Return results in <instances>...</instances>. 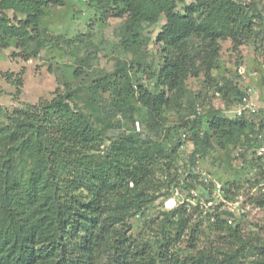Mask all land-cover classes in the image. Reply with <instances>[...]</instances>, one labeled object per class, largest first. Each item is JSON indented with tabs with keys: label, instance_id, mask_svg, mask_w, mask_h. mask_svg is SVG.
<instances>
[{
	"label": "rangeland",
	"instance_id": "374dc122",
	"mask_svg": "<svg viewBox=\"0 0 264 264\" xmlns=\"http://www.w3.org/2000/svg\"><path fill=\"white\" fill-rule=\"evenodd\" d=\"M14 1L0 0V20L12 32L6 36L0 24V129L12 130L11 116L20 114L46 126L43 143L59 151L68 141L62 135L76 134L61 107H77L96 125L102 105L119 108L114 124L100 127L93 141L76 142L78 160L68 169L103 163L107 148L125 136L144 145L147 169L139 183L122 188L137 204L125 215L134 244H150L156 260L159 240H166L162 251L179 259L202 252L220 261L240 246L238 264L255 258L264 247V153L247 138L251 122L244 120L242 129L230 114L245 94L264 103V0H229L238 9L237 25L218 12L194 13L195 25L222 33L214 40L216 55L205 58L211 37L195 31L176 45L160 41L165 14L139 13V0H17L18 10ZM198 3L167 5L186 14ZM171 58L185 63L173 89L159 80ZM140 86L161 101L150 107L139 97ZM43 165L61 171L65 162L48 163L40 151L17 157L23 179L32 171L50 176ZM12 194L21 220H28L37 206Z\"/></svg>",
	"mask_w": 264,
	"mask_h": 264
},
{
	"label": "trees",
	"instance_id": "16d2710c",
	"mask_svg": "<svg viewBox=\"0 0 264 264\" xmlns=\"http://www.w3.org/2000/svg\"><path fill=\"white\" fill-rule=\"evenodd\" d=\"M169 1L139 0V13L143 14L144 11L151 15L165 14L167 23L158 39L166 44H179L195 31L211 37L213 41L209 46L210 50H205L203 58L216 55L214 40L222 33L211 30L201 22L195 25L192 19L194 13L208 17L218 12L227 20V24H238L237 6L234 7L229 0H199L198 5L186 9V14L175 12L167 5ZM14 5L18 10L17 0ZM25 11L28 15L33 13L32 7L31 10L25 8ZM5 20H0V24L4 23V34L8 36L12 32ZM184 64V61L180 64L178 59L167 60L159 74L161 83L169 89L176 88L180 81V71L185 69ZM71 91L73 90L69 88L66 93ZM139 97L150 107L161 101L158 95L151 94L142 86ZM101 107L95 114L97 125L88 114L77 107H71L68 103L61 107L63 116H68V123L72 120L76 134L69 137L68 133H64L62 136L67 135L68 141L64 140L66 144L59 151H51V144L43 143L40 133L43 134L46 126H35L30 118L21 117L20 114L11 116L14 123L12 130L0 129V264L242 263L240 258L245 246L236 248L231 255L220 261L215 256L202 252L188 254L179 259L173 253L167 252L168 249L162 251L166 240H159L161 257L156 260L155 254L150 251V244H134L135 240L125 230L128 225L125 215L128 209L136 207L137 204L132 202L128 192L122 188L130 180L135 184L139 183L147 169L150 160L144 145L138 144L133 135L125 136L107 148L103 163L74 166L75 171L71 170L73 175L68 169L70 162L78 160L75 153L76 142L89 143L97 136L100 127L105 129L114 124V116L119 108L111 107L108 111L106 105ZM154 109L150 108L151 111ZM230 120L239 122L242 129L246 126L244 120ZM210 138L205 133L207 143H210ZM69 141H73L75 145L71 149L67 148ZM58 147L61 148V145L58 144ZM35 151L43 152L48 163L63 159L64 168L59 171V168H55L56 165H51L50 169L43 165L42 170H48L50 176L44 177L40 172L32 171L29 178H21L17 157L23 152L33 154ZM14 191L22 194L30 207L37 206L30 211L26 221L21 220L15 203H12ZM118 194L121 196L118 197ZM118 211L119 214L115 216L114 212ZM247 264H264V247Z\"/></svg>",
	"mask_w": 264,
	"mask_h": 264
},
{
	"label": "built area",
	"instance_id": "2783aa9c",
	"mask_svg": "<svg viewBox=\"0 0 264 264\" xmlns=\"http://www.w3.org/2000/svg\"><path fill=\"white\" fill-rule=\"evenodd\" d=\"M218 93V92H217ZM219 94V93H218ZM235 107L230 114L231 118L249 120L252 130L248 132L247 138L256 147L258 154L264 153V103L259 104L251 94H245L239 98L238 103H232ZM223 104L221 107H224ZM219 107V106H215ZM219 109V108H218ZM262 141V143H261ZM232 219H229L231 222Z\"/></svg>",
	"mask_w": 264,
	"mask_h": 264
},
{
	"label": "crops",
	"instance_id": "0c3cea01",
	"mask_svg": "<svg viewBox=\"0 0 264 264\" xmlns=\"http://www.w3.org/2000/svg\"><path fill=\"white\" fill-rule=\"evenodd\" d=\"M254 99V98H253ZM255 100V99H254ZM256 101V100H255ZM261 143H262V141H261Z\"/></svg>",
	"mask_w": 264,
	"mask_h": 264
}]
</instances>
